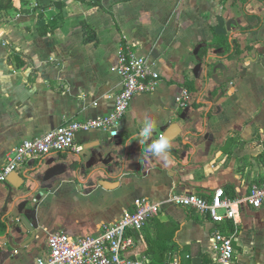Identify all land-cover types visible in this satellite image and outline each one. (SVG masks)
I'll list each match as a JSON object with an SVG mask.
<instances>
[{
	"label": "crops",
	"instance_id": "crops-1",
	"mask_svg": "<svg viewBox=\"0 0 264 264\" xmlns=\"http://www.w3.org/2000/svg\"><path fill=\"white\" fill-rule=\"evenodd\" d=\"M101 3L19 0L0 19V167L22 140L66 118L110 114L121 88L112 68L125 42L137 44L161 75L154 92L133 99L118 135L80 131L83 152L30 161L15 172L23 182L0 183V264H33L48 254L55 231L97 236L140 196L163 210L127 232L133 245L126 256L215 264L211 239L219 230L234 235L236 264H264V207L245 204L237 221L216 223L170 201L174 190L211 197L224 188L234 197L264 182V0ZM247 14L263 16L262 26L243 32ZM83 21L95 29L97 45L84 41ZM217 36L246 49L206 53L204 44L219 42ZM184 88L191 96L182 107L177 98ZM173 125L178 135L160 152L150 150ZM146 128L147 139L140 135Z\"/></svg>",
	"mask_w": 264,
	"mask_h": 264
},
{
	"label": "built area",
	"instance_id": "built-area-1",
	"mask_svg": "<svg viewBox=\"0 0 264 264\" xmlns=\"http://www.w3.org/2000/svg\"><path fill=\"white\" fill-rule=\"evenodd\" d=\"M112 69L121 76V88L115 95L113 111L86 120L66 118L58 127L41 136L22 140L7 152L0 167V183H6L10 174L17 173L30 161L67 150L83 152L84 146L76 140L80 131L95 129L108 131L111 136L119 134L121 120L133 99L154 92L161 75L154 70L149 56L140 53L137 44L131 42L122 44L118 61ZM190 96L189 90L184 88L177 98L178 104L187 106ZM170 201L208 216L216 223L237 221L243 205L255 209L264 207V182H255L247 194L234 197L227 194L224 188L216 189L211 197L174 190ZM162 210L160 202L140 196L135 198L133 210L126 211L115 222L105 224L102 233L97 236L72 238L63 231L52 232L47 239L48 254L38 257L33 264H153L149 255L130 257L124 254L133 245V239L127 236V232L141 230ZM15 221L19 223L21 218L17 217ZM211 240L215 264H236L233 234L215 230ZM173 264L179 263L175 261Z\"/></svg>",
	"mask_w": 264,
	"mask_h": 264
},
{
	"label": "trees",
	"instance_id": "trees-1",
	"mask_svg": "<svg viewBox=\"0 0 264 264\" xmlns=\"http://www.w3.org/2000/svg\"><path fill=\"white\" fill-rule=\"evenodd\" d=\"M82 1L84 3L96 5V6H99L100 8H103L101 0H91V1L82 0ZM247 15H248L249 21L245 27L241 28L243 32L255 30L262 26L263 16L254 15V14L252 15L247 14ZM82 26H83V31H84V41L86 43L93 42L97 45L99 39H98L95 29L92 26H90L88 23H86L85 21L82 22ZM42 33L46 34L47 32L42 31ZM217 38L220 40L219 42H206L204 44L206 53L209 49L216 48V49H220V54L222 56L223 55L231 56V55L242 54L243 51L246 49V48H242L238 40L235 38L229 39L228 36H217ZM200 57H201V53L198 54V58ZM187 89L190 92V89L189 88Z\"/></svg>",
	"mask_w": 264,
	"mask_h": 264
},
{
	"label": "rangeland",
	"instance_id": "rangeland-1",
	"mask_svg": "<svg viewBox=\"0 0 264 264\" xmlns=\"http://www.w3.org/2000/svg\"><path fill=\"white\" fill-rule=\"evenodd\" d=\"M18 1L19 0H0V19L4 20L10 16V11L15 8L18 9ZM23 5L26 6V3ZM22 5V6H23Z\"/></svg>",
	"mask_w": 264,
	"mask_h": 264
},
{
	"label": "water",
	"instance_id": "water-1",
	"mask_svg": "<svg viewBox=\"0 0 264 264\" xmlns=\"http://www.w3.org/2000/svg\"><path fill=\"white\" fill-rule=\"evenodd\" d=\"M233 74H234V72L231 74V76H233ZM177 135H178V133H177V126L176 125H173V126H171V128H169L167 130V132L164 135V137L167 140H173ZM88 148H90V147L85 148L86 150H85L84 154H88V150H87ZM14 178H18L21 182L24 181L23 180V177L20 176V175H17L15 172L9 175L8 180L12 182Z\"/></svg>",
	"mask_w": 264,
	"mask_h": 264
},
{
	"label": "clouds",
	"instance_id": "clouds-1",
	"mask_svg": "<svg viewBox=\"0 0 264 264\" xmlns=\"http://www.w3.org/2000/svg\"><path fill=\"white\" fill-rule=\"evenodd\" d=\"M151 132L146 128L144 132H141L140 135L147 139V136L150 135ZM168 145V141L164 136H161L159 140L154 141L151 145V149L154 152H160Z\"/></svg>",
	"mask_w": 264,
	"mask_h": 264
}]
</instances>
